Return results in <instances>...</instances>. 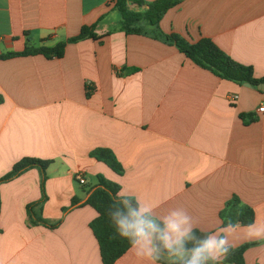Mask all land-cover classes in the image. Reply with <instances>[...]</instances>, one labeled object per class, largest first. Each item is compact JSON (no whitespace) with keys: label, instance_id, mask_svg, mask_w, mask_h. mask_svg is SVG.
Returning a JSON list of instances; mask_svg holds the SVG:
<instances>
[{"label":"crops","instance_id":"1","mask_svg":"<svg viewBox=\"0 0 264 264\" xmlns=\"http://www.w3.org/2000/svg\"><path fill=\"white\" fill-rule=\"evenodd\" d=\"M141 1L127 9L156 0ZM115 2L0 0V56L52 48L82 27L96 36L66 43L61 58L0 60V178L22 158L50 162L42 190L35 168L0 184V264H101L97 214L83 205L98 176L158 216L186 209L201 233L223 234L219 213L233 197L264 226V90L218 78L162 38L209 39L262 78L264 0H182L137 32L122 28ZM95 149L121 174L91 158ZM246 232L229 237L232 249L253 244L244 264H264V239ZM114 264L146 262L130 248Z\"/></svg>","mask_w":264,"mask_h":264},{"label":"trees","instance_id":"2","mask_svg":"<svg viewBox=\"0 0 264 264\" xmlns=\"http://www.w3.org/2000/svg\"><path fill=\"white\" fill-rule=\"evenodd\" d=\"M130 0H116L114 9L121 17L122 28L127 32H137L135 25L139 22H146L150 26H156L163 14L177 6L182 0H156L148 5L144 12H131L127 9L126 3ZM141 0H137L141 4ZM94 27H82L79 34L66 42H61L52 48L26 47L20 53H6L0 56V60H7L13 57H24L30 55H43L47 58H61L64 53L66 43H75L81 39H96L93 34ZM165 42L175 46L177 50L197 67L210 71L222 80L231 81L237 84H249L252 87L264 84V77L255 78L252 69L237 64L209 39H201L194 44H189L177 35H163ZM0 98V103H1ZM247 123L249 115L240 116ZM246 120V121H245ZM89 156L94 160L105 164L109 169L117 174H121V167L113 154L106 149H95ZM50 164L49 161H41L35 158H22L15 163L9 173L0 178V184L17 177L19 174L29 170L37 169L41 174V190L45 180V170ZM119 187L108 182L103 177H97V184L89 190L88 198L83 205L91 207L97 217L90 223L89 228L97 242L101 264H114L130 248L128 241L117 235L115 227L108 215V210L113 203V197L118 193ZM81 205V204H80ZM79 205V200L73 199L70 208ZM239 201L233 197L219 213L222 227L229 221L242 226L251 225L254 221L253 211L246 206H239ZM32 205L27 207L29 213ZM53 227V226H52ZM197 234L201 232L197 231ZM253 244H245L239 248L230 250L226 259L221 264H244L243 252ZM158 264H169L159 261Z\"/></svg>","mask_w":264,"mask_h":264},{"label":"clouds","instance_id":"3","mask_svg":"<svg viewBox=\"0 0 264 264\" xmlns=\"http://www.w3.org/2000/svg\"><path fill=\"white\" fill-rule=\"evenodd\" d=\"M108 215L116 233L128 241L135 255L146 264H221L233 245L229 237L240 227L231 221L216 233L197 234V223L186 209L176 207L156 215L151 205L133 200L123 192L113 197ZM249 239H264V226H247Z\"/></svg>","mask_w":264,"mask_h":264},{"label":"built area","instance_id":"4","mask_svg":"<svg viewBox=\"0 0 264 264\" xmlns=\"http://www.w3.org/2000/svg\"><path fill=\"white\" fill-rule=\"evenodd\" d=\"M235 99H236V97H234V96H231V97L228 98V100H230V101H233ZM263 111H264V108L263 107H260L258 109V112H263ZM75 178L77 179V181H78V183L80 185H83L84 184V181H83V179L80 176L76 175Z\"/></svg>","mask_w":264,"mask_h":264},{"label":"water","instance_id":"5","mask_svg":"<svg viewBox=\"0 0 264 264\" xmlns=\"http://www.w3.org/2000/svg\"><path fill=\"white\" fill-rule=\"evenodd\" d=\"M246 87H249L248 84H245ZM257 89L260 90V91H263L264 90V85H258L257 86Z\"/></svg>","mask_w":264,"mask_h":264}]
</instances>
